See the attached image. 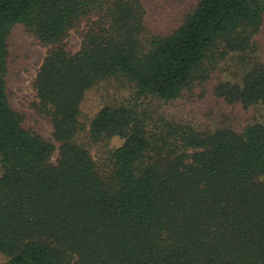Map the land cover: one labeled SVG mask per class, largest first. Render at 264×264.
Here are the masks:
<instances>
[{
	"label": "trees",
	"instance_id": "1",
	"mask_svg": "<svg viewBox=\"0 0 264 264\" xmlns=\"http://www.w3.org/2000/svg\"><path fill=\"white\" fill-rule=\"evenodd\" d=\"M263 23L264 0H0L6 264H264ZM16 25L51 47L32 87L55 164L8 99ZM203 85L219 121L152 107ZM100 89L89 141L123 142L98 164L77 137Z\"/></svg>",
	"mask_w": 264,
	"mask_h": 264
},
{
	"label": "rangeland",
	"instance_id": "2",
	"mask_svg": "<svg viewBox=\"0 0 264 264\" xmlns=\"http://www.w3.org/2000/svg\"><path fill=\"white\" fill-rule=\"evenodd\" d=\"M84 29L85 26H82L69 33V37L64 42L68 52L73 54L80 49ZM10 37L13 52L6 88L9 102L15 111L24 116L29 127L40 129L44 138L54 145L55 152L51 162L55 164L58 157V143L52 136L49 120L40 116L34 109L36 99L32 87L37 71L51 47L41 46L33 36L24 31L21 25H16L12 29ZM256 41L264 51V23ZM100 92L101 89L87 95L82 105L81 119L86 132L80 133L77 137L78 143L84 144L89 149L92 159L98 164L106 160L109 151L116 149L123 142L119 138L104 140L99 143L89 141L88 126L103 106L99 97ZM124 96L126 97L125 94ZM152 107L159 113H165L169 116H177L184 120L196 119L209 123L219 121L220 116L226 110L220 102L211 96V89L208 85L196 87L193 93L185 92L180 99L168 105L154 103ZM7 261L8 258L0 253V264H6Z\"/></svg>",
	"mask_w": 264,
	"mask_h": 264
}]
</instances>
